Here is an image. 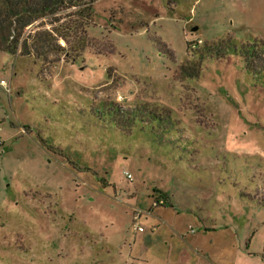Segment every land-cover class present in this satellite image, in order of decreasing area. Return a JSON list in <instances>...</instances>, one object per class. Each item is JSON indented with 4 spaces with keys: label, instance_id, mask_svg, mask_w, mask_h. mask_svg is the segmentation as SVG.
<instances>
[{
    "label": "rangeland",
    "instance_id": "rangeland-1",
    "mask_svg": "<svg viewBox=\"0 0 264 264\" xmlns=\"http://www.w3.org/2000/svg\"><path fill=\"white\" fill-rule=\"evenodd\" d=\"M83 12H61L64 39L28 27V54L0 51V264L263 252L264 0Z\"/></svg>",
    "mask_w": 264,
    "mask_h": 264
},
{
    "label": "trees",
    "instance_id": "trees-1",
    "mask_svg": "<svg viewBox=\"0 0 264 264\" xmlns=\"http://www.w3.org/2000/svg\"><path fill=\"white\" fill-rule=\"evenodd\" d=\"M93 3L94 0H0V51L10 55L28 54L29 37L23 31L28 27L37 31L36 29L43 25L50 26L45 28L46 37L41 38V41L48 46L52 33L59 34V29L56 27L62 24L59 22L65 18H61V12L83 10L84 16H89L92 13ZM64 21L65 19L62 22ZM59 35L64 39V34ZM230 41L233 42L231 46H227V51L240 49L247 52L251 58H254L259 49L255 44L242 42L237 44L234 39ZM139 120L142 121L141 118Z\"/></svg>",
    "mask_w": 264,
    "mask_h": 264
},
{
    "label": "crops",
    "instance_id": "crops-1",
    "mask_svg": "<svg viewBox=\"0 0 264 264\" xmlns=\"http://www.w3.org/2000/svg\"><path fill=\"white\" fill-rule=\"evenodd\" d=\"M187 244L192 250H194L198 259H202L199 257L202 256L203 258L208 259L213 264L217 263L215 257L214 258L211 257L210 259L207 257L208 252L206 248L201 244L199 243L192 245L190 243ZM235 248H236V252L231 259H228L227 264H264V251L263 252L255 251L251 254L247 246L243 250L241 248H237V247Z\"/></svg>",
    "mask_w": 264,
    "mask_h": 264
},
{
    "label": "built area",
    "instance_id": "built-area-1",
    "mask_svg": "<svg viewBox=\"0 0 264 264\" xmlns=\"http://www.w3.org/2000/svg\"><path fill=\"white\" fill-rule=\"evenodd\" d=\"M0 84L6 85V81H5L4 79L0 78ZM123 174L125 175V177H126L129 181L132 180V175H131L128 171H126V170L123 171ZM139 214H140L139 211H135V213H134V219H136V218L139 216ZM138 229L141 230L142 227L139 226Z\"/></svg>",
    "mask_w": 264,
    "mask_h": 264
},
{
    "label": "water",
    "instance_id": "water-1",
    "mask_svg": "<svg viewBox=\"0 0 264 264\" xmlns=\"http://www.w3.org/2000/svg\"><path fill=\"white\" fill-rule=\"evenodd\" d=\"M196 28H197L196 26H193V27H192V30H195Z\"/></svg>",
    "mask_w": 264,
    "mask_h": 264
}]
</instances>
